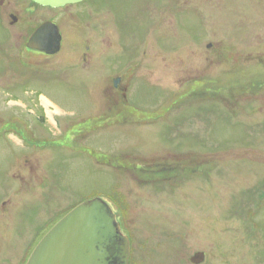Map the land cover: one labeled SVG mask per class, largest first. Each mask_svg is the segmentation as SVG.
<instances>
[{"label":"rangeland","instance_id":"1","mask_svg":"<svg viewBox=\"0 0 264 264\" xmlns=\"http://www.w3.org/2000/svg\"><path fill=\"white\" fill-rule=\"evenodd\" d=\"M95 3L96 32L67 21L54 59L0 43L11 251L102 198L127 214L133 264H263L264 0Z\"/></svg>","mask_w":264,"mask_h":264},{"label":"water","instance_id":"2","mask_svg":"<svg viewBox=\"0 0 264 264\" xmlns=\"http://www.w3.org/2000/svg\"><path fill=\"white\" fill-rule=\"evenodd\" d=\"M44 7L60 8L83 0H32ZM61 34L46 22L29 38L27 47L45 54L61 48ZM130 246L116 214L102 198L84 202L65 215L39 242L27 264H129ZM191 261L201 264L204 254Z\"/></svg>","mask_w":264,"mask_h":264},{"label":"flooded vegetation","instance_id":"3","mask_svg":"<svg viewBox=\"0 0 264 264\" xmlns=\"http://www.w3.org/2000/svg\"><path fill=\"white\" fill-rule=\"evenodd\" d=\"M50 10L54 11L55 14H53L52 17L45 18L44 17V10ZM68 11H64V10ZM105 9H101L96 3L95 0H83L80 3L77 4H70L65 7L60 8H50V7H44L32 0H0V43H5L8 45H13L17 48V51L25 52V53H31V54H38L41 55L43 58H55L63 51V44L65 40L64 36V29L62 26L67 24V21H74L78 22L80 26H84L88 28V32L86 35H88L89 32H93L96 29L95 25H97L96 20L94 18L96 11H102ZM46 22L54 23L55 26L58 27L59 33L61 34V48L59 51L55 54H45L40 51L32 50L27 47V43L29 41V38L31 35L43 24ZM77 24V23H76ZM101 27V25H100ZM96 32V31H95ZM102 44V43H101ZM89 46H86V50H89ZM86 56L84 55V60ZM98 57V56H97ZM83 58V57H82ZM96 58V57H94ZM223 56H217L218 60H221ZM132 62V63H131ZM124 62H122L123 64ZM139 62H133L131 61H125V68L120 69L121 72L116 71L115 73L118 74H125L127 73L128 69H132V64H137ZM126 65L127 66L126 68ZM138 65V64H137ZM139 66V65H138ZM122 76L118 75L117 78L112 79L113 82V90L119 91L122 90L121 86L122 84ZM121 85V86H120ZM123 91V96H126L129 90V85L125 86ZM125 93V94H124ZM3 127V133H0V136H4L6 138L9 137V128L7 125L1 126ZM0 127V128H1ZM1 130V129H0ZM8 172L10 174V171H3V182L2 179L0 180V229L1 225L3 224V229L7 232H0V264H27L28 259L33 252V250L36 248V246L39 244L40 241L38 240L34 247L29 251V248L31 245H29L24 241L26 236H24V233L22 232H15L11 231V222L10 219L6 218L8 216L7 214H10L12 211H6L7 205L12 202L10 200V197L12 195L11 192V183L9 182ZM133 180L137 179L139 181H151L154 178L160 179L162 177V180L165 181L167 179V175H170L169 178H171L172 174L180 173V171H142L145 174H148L146 177L147 179H142L138 176H136L134 171H125ZM132 172V173H131ZM187 172H193V171H182V175H186ZM197 172V171H194ZM199 172V171H198ZM134 173V174H133ZM158 177V178H156ZM154 179V180H155ZM115 213L117 216V220L119 222V226L121 228V231L123 234L128 238L129 246H130V255H129V264H133L134 261V254L136 252L135 244H133V234L129 231V227L126 226V219L127 214H125L123 211L118 210L117 205L115 204ZM9 208V207H8ZM25 208V207H24ZM55 226V222L50 227L53 228ZM50 229L46 232V234L50 231ZM11 238L20 239L19 248L17 251L13 249L11 251V247H14V245L11 242ZM8 239V240H6ZM262 239L264 240V234L262 236ZM3 241V242H2ZM8 251V252H7ZM7 253V254H6ZM202 253V251H198L194 254ZM11 255L13 256V259H11ZM192 256L190 258V262L192 264H195L191 261V259L194 257ZM15 259V261H14ZM261 263L264 260L261 258ZM204 261L201 263L203 264ZM139 264V263H135Z\"/></svg>","mask_w":264,"mask_h":264},{"label":"trees","instance_id":"4","mask_svg":"<svg viewBox=\"0 0 264 264\" xmlns=\"http://www.w3.org/2000/svg\"><path fill=\"white\" fill-rule=\"evenodd\" d=\"M120 119V118H119ZM118 122H120L119 120L118 121H116V123H118Z\"/></svg>","mask_w":264,"mask_h":264}]
</instances>
